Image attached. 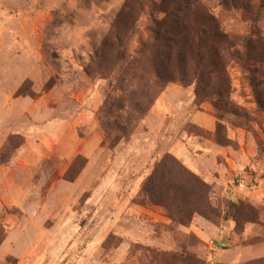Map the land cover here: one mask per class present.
I'll return each instance as SVG.
<instances>
[{
	"label": "rangeland",
	"instance_id": "1",
	"mask_svg": "<svg viewBox=\"0 0 264 264\" xmlns=\"http://www.w3.org/2000/svg\"><path fill=\"white\" fill-rule=\"evenodd\" d=\"M127 2L0 0V264H264V7L200 0L221 75L165 84L136 119L163 14ZM165 156L207 215L180 225L142 194Z\"/></svg>",
	"mask_w": 264,
	"mask_h": 264
},
{
	"label": "trees",
	"instance_id": "2",
	"mask_svg": "<svg viewBox=\"0 0 264 264\" xmlns=\"http://www.w3.org/2000/svg\"><path fill=\"white\" fill-rule=\"evenodd\" d=\"M131 1L128 0L126 5L129 8ZM259 1L264 7V0ZM148 8L152 14L160 9L163 18H152L148 29L150 40L142 46L138 79L144 85L139 93L141 99L130 103L136 119L147 113L167 83L187 84L189 75H192L197 83L209 86L213 76L221 75L219 48L224 43L226 46L225 35L203 10L200 0H170V3L167 0H148ZM105 47L106 41L101 48L102 56ZM113 51L117 55V50ZM190 60L192 67L188 69ZM141 192L152 203L162 207L171 221L180 225H185L191 214L209 213L207 186L196 177L189 176L170 156L156 164ZM238 210L236 204L230 203L225 221L235 218Z\"/></svg>",
	"mask_w": 264,
	"mask_h": 264
}]
</instances>
